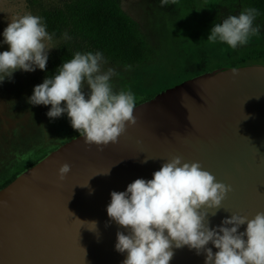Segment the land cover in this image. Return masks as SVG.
<instances>
[{"label":"water","instance_id":"95a60500","mask_svg":"<svg viewBox=\"0 0 264 264\" xmlns=\"http://www.w3.org/2000/svg\"><path fill=\"white\" fill-rule=\"evenodd\" d=\"M134 116L115 144L98 150L77 134L0 187V264H122L116 232L127 231L109 220L110 193L151 179L177 155L232 187L210 228L231 213L264 212V63L196 74L137 103ZM173 252L170 264H204L187 246Z\"/></svg>","mask_w":264,"mask_h":264},{"label":"clouds","instance_id":"9594fccd","mask_svg":"<svg viewBox=\"0 0 264 264\" xmlns=\"http://www.w3.org/2000/svg\"><path fill=\"white\" fill-rule=\"evenodd\" d=\"M175 2L160 0V6ZM258 15L256 8L248 7L238 16H227L211 28L207 41L221 42L231 49L246 45L260 31L253 27ZM2 35L8 50L0 52V83L11 80L17 70L46 69L48 51L56 47L41 17L18 15ZM104 63L99 52H76L62 62L55 75L46 76L34 86L28 98L32 105H50L46 113L50 119L66 113L84 143L96 145L98 150L115 144L126 126L137 123L135 95L130 90H113L111 78L117 73L112 68L102 70ZM85 85L87 94L83 91ZM69 171L70 165L62 164L58 178L63 180ZM89 191L91 194L90 188ZM231 191V185L218 182L199 162L184 161L177 155L153 172L151 179L138 178L125 191L111 192L106 208L109 220L127 231L116 232L115 250L126 253L122 264H170L173 249L185 246L197 255L203 253L204 264H264V212L252 218L231 213L220 226L209 227V214L216 215ZM204 209L215 211L208 213ZM87 222L97 227L95 221ZM245 224V230L239 232ZM209 243L217 249L215 253L207 247Z\"/></svg>","mask_w":264,"mask_h":264},{"label":"rangeland","instance_id":"374dc122","mask_svg":"<svg viewBox=\"0 0 264 264\" xmlns=\"http://www.w3.org/2000/svg\"><path fill=\"white\" fill-rule=\"evenodd\" d=\"M64 1L0 0V52L8 50L2 34L11 19L24 13L42 18L45 11L61 7ZM120 1L121 7L138 22L149 52L139 63L114 61L101 51L94 54L101 53L106 61L102 70L112 68L117 73L111 78L113 90H130L136 100L203 70L226 64L243 46L231 49L224 43L207 41L216 23H222L229 15L238 16L242 11L223 5L221 0H198L195 10L176 3L161 7L160 0ZM253 27H259L260 31L247 44L264 42V24L253 22ZM53 45L56 47L54 41ZM55 50L48 51L47 63ZM44 79L43 71L37 68L32 72L17 70L11 80L0 83V183L31 164L35 155L49 152L79 134L71 127L66 113L50 119L46 115L50 105L28 103L34 86ZM83 91L87 94L86 85Z\"/></svg>","mask_w":264,"mask_h":264},{"label":"trees","instance_id":"16d2710c","mask_svg":"<svg viewBox=\"0 0 264 264\" xmlns=\"http://www.w3.org/2000/svg\"><path fill=\"white\" fill-rule=\"evenodd\" d=\"M221 2L231 9L237 7L242 11L248 7L256 8L259 15L254 22L264 24V0H221ZM175 3L187 10H195L198 0H176ZM42 21L56 43V50L43 71L44 77L55 75L56 69L62 62L71 59L76 52L83 54L101 51L114 61L126 63L143 62L149 52L138 22L121 7L120 0H65L61 7L45 11L42 14ZM249 63H264V42L239 47L226 64L214 68ZM156 93L157 91L154 94ZM154 94L139 98L136 104L151 98ZM46 153H41L28 166ZM17 173L0 183V187L14 179Z\"/></svg>","mask_w":264,"mask_h":264},{"label":"flooded vegetation","instance_id":"af4514ba","mask_svg":"<svg viewBox=\"0 0 264 264\" xmlns=\"http://www.w3.org/2000/svg\"><path fill=\"white\" fill-rule=\"evenodd\" d=\"M36 157H37V156L35 155V157H34V158H36ZM34 158H33V159H34ZM15 174H16V173H15Z\"/></svg>","mask_w":264,"mask_h":264}]
</instances>
